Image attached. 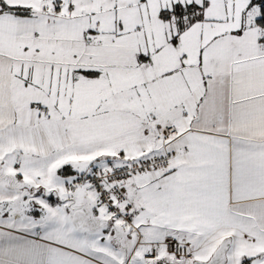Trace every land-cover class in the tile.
<instances>
[{
    "label": "snow or ice",
    "instance_id": "6c2138e0",
    "mask_svg": "<svg viewBox=\"0 0 264 264\" xmlns=\"http://www.w3.org/2000/svg\"><path fill=\"white\" fill-rule=\"evenodd\" d=\"M0 264H264V0H0Z\"/></svg>",
    "mask_w": 264,
    "mask_h": 264
}]
</instances>
